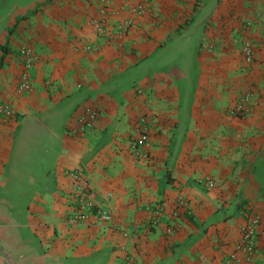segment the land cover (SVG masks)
<instances>
[{
  "label": "crops",
  "instance_id": "crops-1",
  "mask_svg": "<svg viewBox=\"0 0 264 264\" xmlns=\"http://www.w3.org/2000/svg\"><path fill=\"white\" fill-rule=\"evenodd\" d=\"M141 2L0 0V264H264V0ZM74 173L108 220L67 223Z\"/></svg>",
  "mask_w": 264,
  "mask_h": 264
},
{
  "label": "built area",
  "instance_id": "built-area-1",
  "mask_svg": "<svg viewBox=\"0 0 264 264\" xmlns=\"http://www.w3.org/2000/svg\"><path fill=\"white\" fill-rule=\"evenodd\" d=\"M106 1V0H105ZM142 2L136 6L138 12H143L151 4L152 0H141ZM106 14V8L104 10ZM106 20L107 17L94 18L92 23L94 27L100 31H106ZM241 50L244 58V63L247 69H249L255 61L254 46L251 39H245L241 44ZM23 56V70L20 75L19 82L16 87V92L21 95H28L32 92V81L30 69L34 62V57L32 54V49L28 46L22 50ZM254 93L249 87L243 95L240 97L239 102L232 108V113L237 115H247L251 110V105L253 101ZM14 114L13 107L10 103H0V119H7ZM86 117L82 120V129L85 130L92 126L94 120L96 119L97 113L94 111H88L85 115ZM147 136L143 135L141 139L138 140V145H143L146 141ZM73 177L77 183V199L78 208L73 216L67 219V223L74 225L80 222H85L91 216H98L101 219L108 220L110 216L106 213H98L95 210V205L92 197L89 193V183L86 177L82 176L80 173H74ZM209 183H213L209 179ZM260 223V216L258 214H252L250 219L243 225L241 230V238L237 245L236 251L230 256L229 263H235L241 261L238 257L237 252H243V260L251 261L255 254V239L257 235V229Z\"/></svg>",
  "mask_w": 264,
  "mask_h": 264
}]
</instances>
